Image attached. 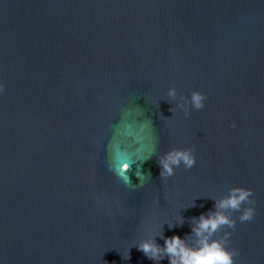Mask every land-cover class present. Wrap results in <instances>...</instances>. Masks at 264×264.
Wrapping results in <instances>:
<instances>
[{
  "label": "water",
  "instance_id": "1",
  "mask_svg": "<svg viewBox=\"0 0 264 264\" xmlns=\"http://www.w3.org/2000/svg\"><path fill=\"white\" fill-rule=\"evenodd\" d=\"M0 83L3 264H154L133 244L178 214L164 236L185 237L232 187L256 200L225 229L236 264H264V0H0Z\"/></svg>",
  "mask_w": 264,
  "mask_h": 264
},
{
  "label": "clouds",
  "instance_id": "2",
  "mask_svg": "<svg viewBox=\"0 0 264 264\" xmlns=\"http://www.w3.org/2000/svg\"><path fill=\"white\" fill-rule=\"evenodd\" d=\"M3 91L4 85L0 83V93ZM167 96L179 99L178 107L185 118L190 116L193 109L196 111L204 109L207 99L205 94L198 90L191 91L190 97L178 96L177 89L174 86L168 89ZM169 111H173L172 107L169 108ZM230 127L236 128L237 124L232 122ZM157 163L160 168L161 180H167L175 175L176 170L181 165L185 170L192 169L196 165L195 149L191 147L172 148L159 156ZM129 168L128 163H122L120 172L126 174ZM135 175L139 180L138 185H132L128 175H124L121 179L126 186L142 187L146 179L145 175L140 172H136ZM148 175L150 176V173ZM253 197V190L245 187L229 188L227 194L219 198L202 197L214 201V210L210 209L207 213L192 217L190 222L191 231L185 237L182 238L179 235L164 236V224H167L169 230L184 224V217L178 214L175 217V223L165 220L160 224L158 231H153L146 238L139 239L133 246L142 252L148 260L153 261L154 264H161V261L165 258L168 260V264H236L235 258L239 255V250L230 247L232 232L225 229H235L237 218H233L234 213H239L238 220L241 223L250 222L254 219L256 200ZM188 207H195V202L193 201L184 209ZM157 237L163 239V246L156 242ZM123 258H131L129 250ZM0 264H3V262L0 261Z\"/></svg>",
  "mask_w": 264,
  "mask_h": 264
}]
</instances>
